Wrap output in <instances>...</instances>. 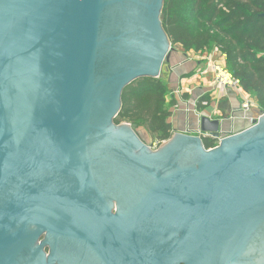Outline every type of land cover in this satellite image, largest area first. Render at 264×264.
<instances>
[{
	"label": "water",
	"instance_id": "95a60500",
	"mask_svg": "<svg viewBox=\"0 0 264 264\" xmlns=\"http://www.w3.org/2000/svg\"><path fill=\"white\" fill-rule=\"evenodd\" d=\"M164 4L0 0V264H264V113L152 146L115 123L176 50Z\"/></svg>",
	"mask_w": 264,
	"mask_h": 264
},
{
	"label": "trees",
	"instance_id": "16d2710c",
	"mask_svg": "<svg viewBox=\"0 0 264 264\" xmlns=\"http://www.w3.org/2000/svg\"><path fill=\"white\" fill-rule=\"evenodd\" d=\"M162 24L174 49L225 56L229 74L257 99L264 113V0H165ZM171 94L161 77L135 81L124 90L115 123L135 125L137 133L144 128L152 144L170 140L171 108L176 105L174 96L169 102ZM209 101L202 97L198 110ZM204 145L212 149L218 142L204 138Z\"/></svg>",
	"mask_w": 264,
	"mask_h": 264
},
{
	"label": "crops",
	"instance_id": "0c3cea01",
	"mask_svg": "<svg viewBox=\"0 0 264 264\" xmlns=\"http://www.w3.org/2000/svg\"><path fill=\"white\" fill-rule=\"evenodd\" d=\"M216 68L229 74L226 58L218 51L185 53L182 48L176 47L171 54L163 71L172 91L169 102L173 96L176 100L170 118L173 134L198 136L201 116L207 115L212 119H221L223 137H226L248 130L263 114L255 97L243 92L240 87L220 85V71ZM206 96L210 101L205 102L206 107L202 105L200 112L199 100ZM244 105H249V108L244 109ZM204 138L216 140L207 135Z\"/></svg>",
	"mask_w": 264,
	"mask_h": 264
},
{
	"label": "flooded vegetation",
	"instance_id": "af4514ba",
	"mask_svg": "<svg viewBox=\"0 0 264 264\" xmlns=\"http://www.w3.org/2000/svg\"><path fill=\"white\" fill-rule=\"evenodd\" d=\"M167 65V62L165 61L164 64H163V69L165 68V66ZM116 121V120H115ZM149 146H152L149 145ZM160 146H157L155 148L158 149ZM107 186V192H108V197L111 201H114V203H116L117 199L120 200V201H127L128 200H131V195H126L125 192H134L136 194H138L139 190L141 189L140 186V183L138 182H104ZM144 184H146V182H142ZM123 193H125V195L123 196ZM45 240V237H42L40 239V243H42L43 241ZM45 252L46 253H49L50 252V246L47 245L45 247Z\"/></svg>",
	"mask_w": 264,
	"mask_h": 264
},
{
	"label": "built area",
	"instance_id": "2783aa9c",
	"mask_svg": "<svg viewBox=\"0 0 264 264\" xmlns=\"http://www.w3.org/2000/svg\"><path fill=\"white\" fill-rule=\"evenodd\" d=\"M218 71H220L219 74V84L222 86H228V87H239L240 82L232 77V75H229V79H227L223 73V70H220L216 68ZM205 107L207 106V103L203 104ZM249 105H244V109H248Z\"/></svg>",
	"mask_w": 264,
	"mask_h": 264
},
{
	"label": "rangeland",
	"instance_id": "374dc122",
	"mask_svg": "<svg viewBox=\"0 0 264 264\" xmlns=\"http://www.w3.org/2000/svg\"><path fill=\"white\" fill-rule=\"evenodd\" d=\"M165 73L166 72H162L161 78H165ZM140 138L147 144L150 145L151 142V138L149 137L147 131L144 128H141V130L138 131Z\"/></svg>",
	"mask_w": 264,
	"mask_h": 264
},
{
	"label": "bare ground",
	"instance_id": "6f19581e",
	"mask_svg": "<svg viewBox=\"0 0 264 264\" xmlns=\"http://www.w3.org/2000/svg\"><path fill=\"white\" fill-rule=\"evenodd\" d=\"M224 74V76L227 78V79H229V75L228 74H226V73H223Z\"/></svg>",
	"mask_w": 264,
	"mask_h": 264
}]
</instances>
